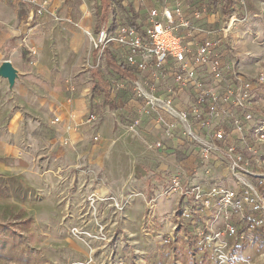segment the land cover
<instances>
[{
  "label": "rangeland",
  "instance_id": "obj_1",
  "mask_svg": "<svg viewBox=\"0 0 264 264\" xmlns=\"http://www.w3.org/2000/svg\"><path fill=\"white\" fill-rule=\"evenodd\" d=\"M29 1L46 3L47 11L38 15L48 16L47 0ZM114 1L124 9L137 10L138 23L145 20L143 7L134 6L135 0ZM181 1L184 17L192 27L212 32L210 21L216 20L224 30L234 47L232 54L224 55L226 65L234 67L247 84L246 99L255 120H264V0H232L226 16L221 13L224 0L219 1L217 14L202 8L207 0ZM90 3L100 27L104 15L101 2ZM145 3L158 10L171 7L169 0ZM28 6L33 13L34 4ZM53 15L63 30L59 35V57L65 60V70L70 72L79 57L73 69L76 74H70L63 84L59 82V95L36 82L23 84L19 72L13 70L9 56L22 48L36 57L35 49L23 48V42L20 47L19 40L14 45L10 40L11 50L1 52L0 264H217L214 246L205 250L200 247L185 220L181 219L182 225L175 230L168 224L180 221L182 206L181 200L173 209L169 206L179 195L169 188L172 177H180L185 185L237 190V176L222 156L228 138L219 144L222 152L202 160L198 146L180 130L176 131L175 144L170 142L174 152L159 151L148 137L150 114L139 115L138 124L121 126L122 111L102 95L95 98L91 88L95 80L90 70L94 66L109 73L103 51L92 54L95 49L84 31L80 38L71 36L77 24L74 14L67 19ZM182 32L180 28L175 31L176 35H184ZM1 34L7 39V33ZM181 37L182 45L194 46L193 36ZM78 40L80 50L75 45ZM4 63L9 64L12 73ZM78 96L85 99L82 117L74 118L72 111L68 116L59 113L61 100ZM90 115L97 119L94 126L85 122ZM68 118L82 120L73 144L63 141ZM103 123L107 124L105 133L101 132ZM245 144L256 151L260 160L257 164L250 152L241 150L251 173L243 174L255 184V180L264 179V146L256 143L250 133ZM218 211L221 209L215 206L208 213ZM231 220L239 223L236 215ZM218 226L223 228L221 221ZM168 234L172 235L169 243L161 244V236ZM260 234H247L249 244L242 246L225 238L224 252L243 258L226 264H264V238Z\"/></svg>",
  "mask_w": 264,
  "mask_h": 264
},
{
  "label": "built area",
  "instance_id": "obj_2",
  "mask_svg": "<svg viewBox=\"0 0 264 264\" xmlns=\"http://www.w3.org/2000/svg\"><path fill=\"white\" fill-rule=\"evenodd\" d=\"M15 1L34 4L33 15L47 11L46 3ZM169 1L171 7L158 10L147 5L146 0H135L138 6H143L146 14L143 22H137L138 27L130 25L125 15V23L115 33H111L110 24H104L97 33L85 32V35L95 50L104 52L112 44L119 46L125 52L124 62L129 68L136 66L138 70H145L148 65L145 56H152L153 86L158 80H165L166 76L171 78L173 85L167 89L164 98L152 95L138 82L134 84L137 96L144 100L139 109L140 116L149 115L152 111H162L169 117L170 121H166L161 114L156 119L167 139L174 140L176 131L180 130L183 136L198 146V152L204 160L211 154L222 152L223 148L219 144L228 138L222 156L237 176L239 188L206 189L199 185H185V180L172 177L169 191L178 192L182 202L180 221L175 223L172 230L182 225L183 219L194 230L200 247L205 250L207 246H214L217 264H226L231 260L242 261L240 256H229L224 252V239H233L236 245H248L250 240L247 234L264 230V179L255 180V184L247 181L244 174L251 173L246 167L247 158L241 152H250L254 162H260L256 151L247 147L245 140L250 133L255 137L256 143L264 146V120H255V115L250 110L251 103L246 99L247 84L242 82L234 67L228 68L227 63L223 62V41L214 38L211 31L192 27L184 17L181 0ZM177 28L185 31L184 35L187 36L201 32L202 40L194 42L192 47L184 46L181 44V36L184 35H176ZM171 60L179 67L167 74L164 70H167L166 66H169ZM204 80H207L206 85ZM181 91H188L194 97V101L188 103L185 110L179 109L172 99ZM96 121L94 115L85 119L89 126H94ZM138 122L139 119H135L134 123ZM224 124L230 126L229 132L223 127ZM155 147L159 151L165 150L162 141L156 142ZM93 201L95 200L91 199ZM215 206H219L221 211L208 213ZM153 207L154 205L150 209ZM233 215L237 216L239 223L235 224L231 220ZM220 221L223 228L218 226ZM144 232L147 230L144 229ZM161 238V244H168L172 235Z\"/></svg>",
  "mask_w": 264,
  "mask_h": 264
},
{
  "label": "crops",
  "instance_id": "obj_3",
  "mask_svg": "<svg viewBox=\"0 0 264 264\" xmlns=\"http://www.w3.org/2000/svg\"><path fill=\"white\" fill-rule=\"evenodd\" d=\"M47 1L49 5L48 16L45 14L39 16L33 15L31 12L32 10L26 4H19L15 0H0V57L1 52L5 53L7 50H11L10 40L15 43L14 45H16V41L19 40L21 41L19 42L20 47H22L23 42L25 44L23 48L28 46L29 50L35 49L37 52L36 57H32L25 49L23 50L22 48H20L19 52L15 53V55L9 56V61L12 64L13 70L19 72L20 81L23 84L31 85V82H36L40 85L48 86L53 93L59 95V86H62L59 85V82L63 84V82H67V79L70 78V74H76L73 69L79 61V57L77 56L76 60H74L72 64V70L70 72L65 70V65L63 64L65 60L62 57H59V35H61V31L63 30L59 27V21L56 22L54 20L53 14L56 13L58 16H63L64 19L69 18L72 14L75 15V19L77 21V24H75L76 30L73 32V35H71L74 38H80L81 34H84L85 32L94 33L96 27H99V24L98 17L92 10V5L90 3L91 0ZM146 1L148 2V0ZM110 3L111 8L115 11V9H117L115 1L111 0ZM134 6L138 7L136 2H134ZM125 10L128 11L129 9ZM142 10L145 13L143 8ZM102 20L103 22L101 23L100 27L104 24L111 25L112 23V17L110 15L106 17L103 15ZM210 22L212 24L210 27L213 29V37L216 38L217 35H222L224 39L222 43L223 54H232L234 47H232L230 40L227 39L224 30L220 28L218 24H216V20ZM1 32L7 33V39L4 40V38H2ZM182 33H185V31ZM195 34L196 33L193 34L194 40L201 41L202 36H195ZM75 45H78L77 49H82V45H79V40ZM95 51L96 50H94L92 54H95ZM105 52H108L110 57L105 55ZM102 54L103 63L109 73L103 70H96V66L90 70L91 76L93 80H95V83L91 85L93 95L95 98H98L102 95L105 99L104 95L107 93L109 96L105 100L112 103L116 110L122 111L119 124L121 126H131L134 124L135 119H139V109L144 104V100L137 96L134 84L138 82L146 91H150L152 95H155L159 98H164L167 95V89L173 85L172 80L169 76H166L165 80H158L156 82L155 86L157 87L153 86L154 70L151 63L153 57L150 55L145 56V60L148 65L146 66L145 70L141 71L138 70L136 66L131 68L127 66V64L124 62L125 52L119 46L112 44L108 49H105ZM14 56H17V61H19L18 64H16V58ZM29 57H32V62L27 61ZM109 59L117 65H124L126 74L129 73L132 76L129 77L126 82H123L120 78V75L113 72L109 68ZM170 62L171 63L169 66H166L168 71L166 69L164 70V72L167 74L169 71L177 70L179 67V65L174 63L172 60ZM223 62L226 63L225 56L223 58ZM93 74L95 76H93ZM98 79H101L104 83L102 88H99V84L97 82ZM203 83L206 85L207 80H204ZM98 91H101L100 96L95 95V93ZM120 91H123L121 96L124 99L120 97ZM68 92H70L69 89L66 91V93ZM172 99L173 103L182 110L187 109L188 103L190 104L191 101H194V97H192L188 91L177 92ZM84 106V97L78 96L72 100L70 98L61 100V102L58 103L57 108L60 114H65L68 116L72 111L74 113V118L75 116L80 118L84 115ZM161 114L166 119V121H170L169 117L162 111H152L148 119L149 125H152V128L148 130L150 133L148 137L152 138L155 142L162 141L165 145V151L163 154H169L174 152L171 146L172 144H175L176 141L167 139L162 126L156 122L157 117H159ZM74 118H68L66 126L63 127V133L65 136L63 141L67 142L68 144H73L76 142L77 127L82 123V120H74ZM103 124L104 125L101 128V132L105 133L107 131V124ZM223 127L227 130L230 129L228 124H224ZM170 142L172 143L171 145ZM182 153L186 154L185 151H182ZM172 194H170V196ZM179 200H181V198L178 194H176L174 201L169 206L173 209L175 204H178ZM168 224L172 226L171 228H174L176 225L175 222L173 223L170 221H168Z\"/></svg>",
  "mask_w": 264,
  "mask_h": 264
},
{
  "label": "trees",
  "instance_id": "obj_4",
  "mask_svg": "<svg viewBox=\"0 0 264 264\" xmlns=\"http://www.w3.org/2000/svg\"><path fill=\"white\" fill-rule=\"evenodd\" d=\"M101 1V5H102V9L104 11V15L105 17L110 15L112 17V23L110 25V31L111 33H115L118 29L119 26L123 25L125 23V15L127 14V18L128 23L134 27H138V19L140 17L138 11L134 10L133 7H130L128 11H126L123 7H121V5L117 4L115 11L111 8V0H100ZM220 0H207V3H203L201 4L202 8L205 9L206 12L208 13H216L217 8H218V4H219ZM225 5L222 6L221 8V13L223 16H226L228 14V11L230 9V7L232 6L233 2L232 0H224ZM217 39H221V41H224L222 35H217L216 36ZM105 55H109L108 52H105ZM32 57H29L27 59L28 62H32L31 60ZM108 66L109 68L120 75V78L123 82H126L129 77H131L132 75L127 73L126 74V69L124 67V65H117L115 64L112 60L109 59L108 61ZM93 76H95L93 74ZM96 78V77H95ZM98 84H99V88H102V86H104V83L101 79H98ZM96 96H100L101 95V91H98L97 93H95ZM108 94L105 93L104 97L105 99L108 98ZM227 132H229L227 130ZM260 235L264 238V230H260Z\"/></svg>",
  "mask_w": 264,
  "mask_h": 264
},
{
  "label": "water",
  "instance_id": "obj_5",
  "mask_svg": "<svg viewBox=\"0 0 264 264\" xmlns=\"http://www.w3.org/2000/svg\"><path fill=\"white\" fill-rule=\"evenodd\" d=\"M3 66H4V68H5L7 71H9L8 73H12L11 70H10V68H9V64L4 63ZM4 68H3V69H4ZM0 70H1V69H0Z\"/></svg>",
  "mask_w": 264,
  "mask_h": 264
}]
</instances>
